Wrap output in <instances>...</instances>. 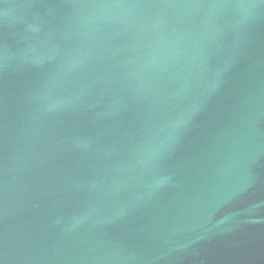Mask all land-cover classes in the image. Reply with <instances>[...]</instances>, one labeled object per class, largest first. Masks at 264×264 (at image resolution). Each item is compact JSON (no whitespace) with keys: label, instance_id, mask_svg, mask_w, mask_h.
<instances>
[{"label":"water","instance_id":"obj_1","mask_svg":"<svg viewBox=\"0 0 264 264\" xmlns=\"http://www.w3.org/2000/svg\"><path fill=\"white\" fill-rule=\"evenodd\" d=\"M0 264H264V0H0Z\"/></svg>","mask_w":264,"mask_h":264}]
</instances>
